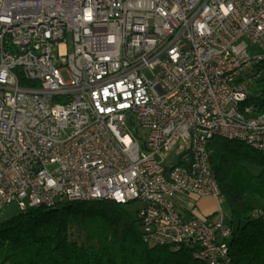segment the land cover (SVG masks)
<instances>
[{
  "label": "built area",
  "instance_id": "1",
  "mask_svg": "<svg viewBox=\"0 0 264 264\" xmlns=\"http://www.w3.org/2000/svg\"><path fill=\"white\" fill-rule=\"evenodd\" d=\"M0 24V211L138 196L149 241L231 262L207 159L220 133L264 144V119L234 107L249 43L264 51V0H0ZM180 194L215 198V218L186 217Z\"/></svg>",
  "mask_w": 264,
  "mask_h": 264
},
{
  "label": "trees",
  "instance_id": "2",
  "mask_svg": "<svg viewBox=\"0 0 264 264\" xmlns=\"http://www.w3.org/2000/svg\"><path fill=\"white\" fill-rule=\"evenodd\" d=\"M249 101L253 114L264 112V89ZM210 150L232 228L231 264H264V214H253L264 213L258 204L264 200V154L221 136L212 138ZM194 250L147 244L138 215L111 200L30 207L0 221V264H206Z\"/></svg>",
  "mask_w": 264,
  "mask_h": 264
},
{
  "label": "bare ground",
  "instance_id": "3",
  "mask_svg": "<svg viewBox=\"0 0 264 264\" xmlns=\"http://www.w3.org/2000/svg\"><path fill=\"white\" fill-rule=\"evenodd\" d=\"M0 39H9V30H8V24H0ZM258 58L260 61L264 60V53L258 55ZM253 59V56L250 57V62ZM244 70V69H243ZM243 70H237V77H240V74ZM249 93L248 96H241L237 97L236 100H234V107H235V113L247 116L250 118H257L261 117L264 119V112L259 113L257 115L253 114L254 112V104L250 103L249 101ZM253 106V108L248 107ZM218 136L236 140L242 143H246L250 145L251 147L255 148L256 150L262 152L264 154V144L260 143V141H257V135H249L245 136L242 134H230V133H220ZM207 174L209 177L210 185L213 186V190L216 197H220V204L223 205L224 198L221 192V189L219 187V184L217 182L215 170L213 168V164L211 159H207ZM90 200H111L116 203H119V200L113 197H100V195H92V198H85L83 196H63L58 201H45L43 204L38 206H29L30 207H54L60 203L63 202H74V201H90ZM134 200H138V196H129L128 197V204L131 203ZM257 216L263 215V214H256ZM142 231V239L144 242H146L149 245H160V246H167L172 251H180L185 247H194V251H199L198 253L194 252V255L201 261L205 262L206 264H231V262L228 261H221V260H210V253L208 250H200V243H189V239L185 237H176V247L171 245L170 241H161V242H152L149 241L148 235L146 233V227L141 226ZM231 238V237H230ZM213 247L216 248H223L224 247V240L222 239H213Z\"/></svg>",
  "mask_w": 264,
  "mask_h": 264
},
{
  "label": "rangeland",
  "instance_id": "4",
  "mask_svg": "<svg viewBox=\"0 0 264 264\" xmlns=\"http://www.w3.org/2000/svg\"><path fill=\"white\" fill-rule=\"evenodd\" d=\"M250 45V54L253 56V59L250 63L244 64V70L240 74V78L244 81V84L246 86V90L249 93V96H258L261 94L262 90L264 89V74L263 72H258V65L260 63V59L258 58V55L263 54L264 51L258 46L253 45L252 43H249ZM143 131V129L141 130ZM144 135V134H143ZM239 142V141H238ZM180 155H177L176 152H171L168 157L165 159V165L169 166L172 165L180 159ZM186 159L188 156L185 157ZM218 182V181H217ZM219 184V183H218ZM200 200V199H198ZM216 200V199H215ZM215 200H209L205 203H203V208L207 209H213L216 208V202ZM203 200H200L199 204L202 203ZM76 202V201H74ZM177 206L179 209H184L185 204L181 201L177 200ZM64 203V202H63ZM258 204L260 206H264V200H259ZM126 207V209L134 216L137 217L138 210L143 206L142 201L140 200H134L129 204L123 205ZM223 209L226 214V220L228 219L229 215L226 211L225 204L223 203ZM21 212V209L17 202H13L9 204L7 207H5L3 210L0 211V221H7L13 216L19 214ZM200 216V215H199ZM203 217H206L203 215ZM228 222V220H227Z\"/></svg>",
  "mask_w": 264,
  "mask_h": 264
},
{
  "label": "crops",
  "instance_id": "5",
  "mask_svg": "<svg viewBox=\"0 0 264 264\" xmlns=\"http://www.w3.org/2000/svg\"><path fill=\"white\" fill-rule=\"evenodd\" d=\"M203 200L202 203L199 204L200 200ZM179 200L185 204L184 209H180L186 217H193V216H203L205 215L210 220L215 218L216 211L218 209V205L216 206L215 210L207 209L206 207L203 208V203L209 200H215L213 197H198L196 195H185L180 194L178 195L176 201ZM216 201V200H215ZM217 203V202H216Z\"/></svg>",
  "mask_w": 264,
  "mask_h": 264
}]
</instances>
